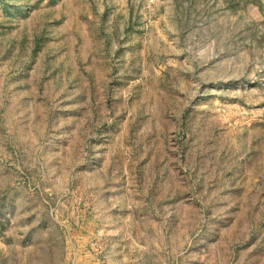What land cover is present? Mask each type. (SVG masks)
<instances>
[{
  "label": "rangeland",
  "instance_id": "obj_1",
  "mask_svg": "<svg viewBox=\"0 0 264 264\" xmlns=\"http://www.w3.org/2000/svg\"><path fill=\"white\" fill-rule=\"evenodd\" d=\"M0 264H264V0H0Z\"/></svg>",
  "mask_w": 264,
  "mask_h": 264
}]
</instances>
